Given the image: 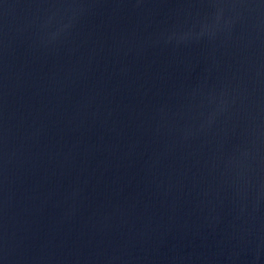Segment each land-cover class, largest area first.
Masks as SVG:
<instances>
[{"label":"water","instance_id":"1","mask_svg":"<svg viewBox=\"0 0 264 264\" xmlns=\"http://www.w3.org/2000/svg\"><path fill=\"white\" fill-rule=\"evenodd\" d=\"M0 264H264V0H0Z\"/></svg>","mask_w":264,"mask_h":264}]
</instances>
